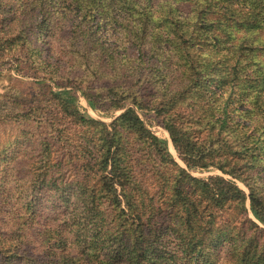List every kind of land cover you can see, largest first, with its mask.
Wrapping results in <instances>:
<instances>
[{
	"label": "trees",
	"instance_id": "1",
	"mask_svg": "<svg viewBox=\"0 0 264 264\" xmlns=\"http://www.w3.org/2000/svg\"><path fill=\"white\" fill-rule=\"evenodd\" d=\"M10 1L18 5L15 14L24 16L20 20L38 22L40 34L49 36L61 7L87 3L85 11H92L95 4ZM201 2L207 4L203 18L216 42L223 43L218 31L230 38L233 30L244 31L249 36L241 48L257 40L264 52V0ZM221 65L217 61L211 71L223 84L240 85L235 96L197 99L213 111L190 127L183 117L159 121L186 167L136 108L110 105L106 109L124 111L107 124L82 113L70 89L52 91L61 117L51 126L57 125L59 134L34 148L40 159L31 165L0 160V264H264V62L253 68L237 60L228 80ZM82 93L101 110L95 97ZM70 125L79 130L72 132ZM57 138L66 141L69 152ZM212 169L231 178L192 174ZM27 183L35 192L22 202L19 188Z\"/></svg>",
	"mask_w": 264,
	"mask_h": 264
},
{
	"label": "rangeland",
	"instance_id": "2",
	"mask_svg": "<svg viewBox=\"0 0 264 264\" xmlns=\"http://www.w3.org/2000/svg\"><path fill=\"white\" fill-rule=\"evenodd\" d=\"M92 1V11H85L87 3L80 8L75 4L64 7L65 11L61 7L53 16L56 30L49 36L40 34L38 22L20 20L24 16L15 14L18 5L13 1L0 0V160H25L31 165L40 159L34 148L41 147L47 136L59 134L57 125L51 126L61 117L52 91L70 89L78 95L82 113L107 124L124 111L106 109L110 105L136 108L186 167L159 121L164 116L183 117L190 127L198 118L210 116L213 110L203 109L196 100L216 96L213 93L233 94L240 86L235 81L223 84L222 77L211 71L216 62H221L222 75L228 80V69L237 60L253 68L264 62L261 42L250 40L249 46L241 48L249 34L236 30L231 38L218 31L223 43L216 42L203 18L207 4L201 0ZM82 92L95 97L101 110H95ZM174 100L185 103L175 106ZM134 102L146 108L139 109ZM70 126L72 132L79 130ZM57 139L62 150L69 152L66 141ZM192 174L231 178L217 169ZM237 183L249 193L244 183ZM28 184L19 188L22 202L35 192Z\"/></svg>",
	"mask_w": 264,
	"mask_h": 264
}]
</instances>
